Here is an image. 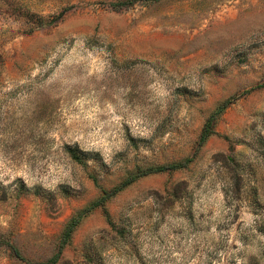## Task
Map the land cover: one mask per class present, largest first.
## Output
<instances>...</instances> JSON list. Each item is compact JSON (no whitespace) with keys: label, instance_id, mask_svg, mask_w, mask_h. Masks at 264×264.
<instances>
[{"label":"rangeland","instance_id":"obj_1","mask_svg":"<svg viewBox=\"0 0 264 264\" xmlns=\"http://www.w3.org/2000/svg\"><path fill=\"white\" fill-rule=\"evenodd\" d=\"M0 264H264V0H0Z\"/></svg>","mask_w":264,"mask_h":264},{"label":"trees","instance_id":"obj_2","mask_svg":"<svg viewBox=\"0 0 264 264\" xmlns=\"http://www.w3.org/2000/svg\"><path fill=\"white\" fill-rule=\"evenodd\" d=\"M220 111H217L215 112L213 115H211L209 117V119L207 120L205 126H204V129H203V134H202V137H201V141H205L212 133V130H213V122L215 121L216 119V115L219 113ZM180 166V164H171L169 166H163L162 169H176ZM128 181H126L124 184H126ZM122 186V185H121ZM120 188V187H119ZM118 188V189H119ZM104 200V199H103ZM74 223V222H73ZM70 232H71V229L68 228L65 232V235H64V239H63V243L68 239V237L70 236Z\"/></svg>","mask_w":264,"mask_h":264}]
</instances>
